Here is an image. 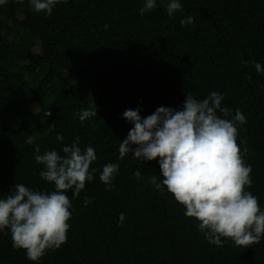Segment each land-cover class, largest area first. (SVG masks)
Here are the masks:
<instances>
[{"label": "trees", "instance_id": "16d2710c", "mask_svg": "<svg viewBox=\"0 0 264 264\" xmlns=\"http://www.w3.org/2000/svg\"><path fill=\"white\" fill-rule=\"evenodd\" d=\"M144 2L59 0L51 15L33 11L29 0L0 5V198L16 183L55 190L39 175L37 147L63 154L79 137V147H93L97 157L93 180L78 197L66 193V242L30 261L12 247L10 231L0 230V264H264V237L248 247L208 242L174 196L149 182L160 176L159 158H119L134 127L125 110L146 118L161 106L182 110L186 94L203 100L218 92L221 108L231 111L218 116L231 120L239 110L246 118L237 124L252 168L245 190L264 210V72L254 66L264 67V0H179L182 9L171 17L169 0L140 15ZM188 16L194 22L182 26ZM82 109L97 116L81 122ZM108 163L119 165L111 190L99 179Z\"/></svg>", "mask_w": 264, "mask_h": 264}, {"label": "clouds", "instance_id": "9594fccd", "mask_svg": "<svg viewBox=\"0 0 264 264\" xmlns=\"http://www.w3.org/2000/svg\"><path fill=\"white\" fill-rule=\"evenodd\" d=\"M8 0H0L4 5ZM33 11L51 15L59 0H29ZM156 0H145L140 15L153 10ZM182 9L179 0H169L166 10L169 17ZM188 16L181 25L192 24ZM107 28V25H105ZM258 73L264 67L254 62ZM223 95L211 92L203 100L186 94L182 110L158 107L146 118L140 109L125 110L122 118L134 125L119 145V158L130 152L134 159L153 161L158 159L160 176L148 178L160 190L166 188L179 204L185 208L184 215L198 221V229L210 244L222 247L224 239H230L238 247L259 243L264 237V210L258 198L246 188L252 186V168L244 161L243 151L237 143V124L246 123L245 116L237 110L231 120L221 118L231 115L229 108H221ZM47 117L51 112H46ZM81 122L97 116V111L82 109ZM57 140L64 137L57 134ZM79 137L62 148L39 154L36 148L35 161L42 164L40 177L54 184V191L41 192L16 183L5 198H0V230L8 229L12 247L22 249L30 261H38L47 250L58 249L67 240L68 221L71 218V201L66 195L72 190L78 197L86 182L94 178L96 169H91L97 159L93 147H79ZM26 143L32 144L28 136ZM241 143H246L242 141ZM132 145L136 147L133 148ZM119 165L106 164L100 181L111 190ZM137 180L143 179L140 170L134 172ZM85 206L91 203L84 198ZM123 213L119 216L122 224Z\"/></svg>", "mask_w": 264, "mask_h": 264}, {"label": "rangeland", "instance_id": "374dc122", "mask_svg": "<svg viewBox=\"0 0 264 264\" xmlns=\"http://www.w3.org/2000/svg\"><path fill=\"white\" fill-rule=\"evenodd\" d=\"M38 50H39V45L37 44V46L34 48V51L38 52Z\"/></svg>", "mask_w": 264, "mask_h": 264}]
</instances>
